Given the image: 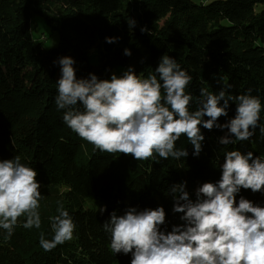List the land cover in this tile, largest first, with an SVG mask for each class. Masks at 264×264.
<instances>
[{
    "label": "trees",
    "instance_id": "1",
    "mask_svg": "<svg viewBox=\"0 0 264 264\" xmlns=\"http://www.w3.org/2000/svg\"><path fill=\"white\" fill-rule=\"evenodd\" d=\"M35 16H43L58 33L56 47L45 50L35 43ZM109 38L114 42L109 43ZM95 47H99L98 65L90 62ZM165 55L191 76L186 94L193 98L192 112L200 106L201 88L213 94L224 89L233 97H257L262 110L254 135L225 146L221 138L235 139L227 129L208 130L201 125L205 139L199 156L182 136L176 149L186 150L187 157L163 159L155 154L153 159L138 161L96 149L65 124L66 110L56 104L61 58L75 61L78 80L95 75L109 81L113 71L120 69L122 77L129 68L148 78ZM77 107L83 111L82 105ZM236 108L230 102L228 115L217 123L224 125L235 118ZM260 127H264V0L208 4L191 0H0V162L19 156L24 166L37 172L42 195L40 228H25L26 216L18 219L10 237L0 228V264H131L132 253L116 254L110 249L111 234L103 225L112 213L123 216L132 208L141 212L163 207L162 233L184 226V213L174 211L171 189L185 185L195 202L199 187L221 180L226 152H252L254 158L264 159ZM241 198L264 208V191L242 188L236 206ZM61 204L75 225L73 238L45 251L41 235L53 239L52 218L59 214Z\"/></svg>",
    "mask_w": 264,
    "mask_h": 264
},
{
    "label": "clouds",
    "instance_id": "2",
    "mask_svg": "<svg viewBox=\"0 0 264 264\" xmlns=\"http://www.w3.org/2000/svg\"><path fill=\"white\" fill-rule=\"evenodd\" d=\"M125 54L130 56V50ZM74 63L70 57L59 60L56 104L66 110L65 124L102 152L130 155L138 161L153 159L155 154L181 160L188 156L186 150L176 149L182 136L192 144L196 156L202 151L205 137L201 125L208 130L227 129L235 139L221 138L225 146L249 140L252 130L260 126V100L251 95H226L224 89L213 94L201 88L200 106L190 111L193 98L186 94V88L191 76L168 55L148 78L129 68L122 77L113 75L110 81L95 75L78 80ZM230 102L237 105L236 116L220 125L217 121L228 115ZM77 105H82L83 111ZM205 116L209 118L206 121ZM260 131L264 135V127ZM36 177L37 172L24 166L19 156L0 162V228L7 230L9 237L22 216L27 218L25 228L41 226V185ZM242 188L264 191V159L254 158L252 152H226L221 180L199 187L195 202L185 185L171 189L176 199L174 211L184 213V226L162 233L160 226L166 219L163 207L141 212L132 208L123 216L112 213L103 225L111 234L110 249L116 254L132 253L131 264H264V208L244 198L236 206V195ZM58 213L52 218L53 239L41 235L45 251L73 238L75 225L62 204Z\"/></svg>",
    "mask_w": 264,
    "mask_h": 264
},
{
    "label": "rangeland",
    "instance_id": "3",
    "mask_svg": "<svg viewBox=\"0 0 264 264\" xmlns=\"http://www.w3.org/2000/svg\"><path fill=\"white\" fill-rule=\"evenodd\" d=\"M195 4H208L215 0H191ZM32 37L36 44L41 43L45 50H49L51 48H54L58 45L59 38L58 33L53 30L46 22V19L43 16H35L32 20ZM98 48L95 47L91 49L90 51V62L93 65H98ZM119 70H115L112 72L109 81L111 80V77L113 75H116L118 78L120 76L118 75Z\"/></svg>",
    "mask_w": 264,
    "mask_h": 264
}]
</instances>
